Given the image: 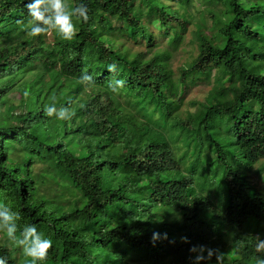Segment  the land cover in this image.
Masks as SVG:
<instances>
[{
  "label": "trees",
  "instance_id": "16d2710c",
  "mask_svg": "<svg viewBox=\"0 0 264 264\" xmlns=\"http://www.w3.org/2000/svg\"><path fill=\"white\" fill-rule=\"evenodd\" d=\"M28 2L0 0V203L19 214L17 237L35 225L52 241L37 264H193L189 249L198 245L225 253L223 264L264 258L255 249L256 236L264 240V193L240 169L264 158V0H202L206 25H194L196 54L176 81L163 53L128 56L112 38L117 28L152 41L134 0H68L86 5L90 18H74L72 40L53 35L50 43L27 36ZM141 3L176 46L190 0ZM84 74L94 84L81 83ZM211 78L198 111L179 119L189 83ZM113 79L126 81L117 93ZM52 97L75 115L48 117ZM186 153L192 161L183 168ZM205 154L221 172L219 206L203 194L212 182ZM36 163L44 168L34 172ZM154 232L168 238L153 242ZM0 257L31 264L3 230Z\"/></svg>",
  "mask_w": 264,
  "mask_h": 264
},
{
  "label": "clouds",
  "instance_id": "9594fccd",
  "mask_svg": "<svg viewBox=\"0 0 264 264\" xmlns=\"http://www.w3.org/2000/svg\"><path fill=\"white\" fill-rule=\"evenodd\" d=\"M25 7L31 17L28 25L25 26L26 34L29 37L55 32L64 40H72L79 32V27L74 18L76 21L82 20L83 22H87L90 18L86 5L81 3L71 6L68 0H29ZM17 23L20 24L22 21H17ZM107 70L110 73H116L117 65L115 63L109 64ZM80 82L94 84L92 76L88 74L82 75ZM125 83L126 81L123 79H113L109 87L113 93H117L119 89L124 87ZM51 99L53 102L44 109L48 117L55 116L59 120H70L75 115V112L70 107H57L55 97ZM19 218L18 213L13 212L6 204L0 203V230L6 231L8 239L22 247L24 254L31 257V264L46 260L52 248V241L45 238L35 225L24 226L20 236L17 237L18 228L16 221ZM161 238L167 239V233L154 232L152 235L153 242ZM181 240L184 243H189L187 237H181ZM256 241V252L264 253V240L256 236ZM170 242L174 243V241ZM189 251L196 254L193 264H201V261L205 260L210 261L214 255L216 256V264H223L225 257V253L220 252L219 249L209 248L205 245L192 246ZM0 264H7V260L0 257ZM255 264H264V258L256 257Z\"/></svg>",
  "mask_w": 264,
  "mask_h": 264
},
{
  "label": "rangeland",
  "instance_id": "374dc122",
  "mask_svg": "<svg viewBox=\"0 0 264 264\" xmlns=\"http://www.w3.org/2000/svg\"><path fill=\"white\" fill-rule=\"evenodd\" d=\"M134 5L136 8L142 11L141 17L144 20V24L147 31L153 35L152 41L147 43L144 39L140 37H136L133 40V37H131L128 33L125 34L124 32L119 31L116 28L117 26L115 25H112V27L116 28L113 29V31L111 32L112 38H114L116 44H119L121 46L122 51H126L128 56L141 52L144 58H148L155 53H163L164 61L167 65V68L172 73V79L176 81L180 68H189L191 60L196 54L195 41L193 39L194 25L202 23L206 25L203 17L204 4L202 3V0H190L189 6L187 7V12L191 17V20L186 25L184 32L180 33L181 40L174 47L170 46L167 43L166 36L162 33L163 31L158 29L157 26L151 22L153 21L152 18H154V16L152 13L151 15H149L146 12L147 9L141 3V0H134ZM170 6L172 8H177L178 4H176L175 2H171ZM148 16H150V19L148 18ZM53 35L58 37L55 32H52L46 35V41L49 43L52 42ZM212 82L213 80L211 78L209 82H200L193 85L189 83V89L183 95L181 104L178 108V111L176 112L179 119L186 118L188 114H194L198 111L200 104L204 102V99L207 96L208 90L212 85ZM136 118L141 120L140 117L136 116ZM153 118H155V116H153ZM224 136H221L218 140H221ZM174 145L176 147V153L178 155H180L181 153L183 154L185 148L182 147L180 137L179 139H174ZM190 161H192V157L189 156L188 153H186V156L184 155L182 167L185 168ZM202 161L206 165L211 164L207 169L209 171V179L212 181L209 184H206V188L203 190V194L219 206V201L221 200L219 198L221 192L223 191H218L216 189V186L218 185L221 172L220 170L215 168V166L212 164V159L209 158L206 154L204 155ZM47 164L48 163H46V166ZM55 166L53 168L54 176L58 180L66 181L67 176L65 171L61 167ZM43 168L44 166L39 163H36L33 166L34 172L41 171ZM263 168L264 158L261 159L257 164L252 166L250 171H247L240 166V169L243 171V174L245 176H248L251 184L262 193H264V176H262L263 172H261L263 171ZM196 175H199L200 180L204 181L208 173H204L200 166H197ZM52 187H55V185H52ZM220 189H223V186H220ZM132 220H135V218H133Z\"/></svg>",
  "mask_w": 264,
  "mask_h": 264
}]
</instances>
